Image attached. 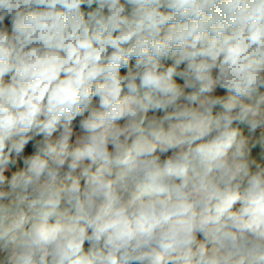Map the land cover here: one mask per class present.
<instances>
[{
    "label": "clouds",
    "instance_id": "1",
    "mask_svg": "<svg viewBox=\"0 0 264 264\" xmlns=\"http://www.w3.org/2000/svg\"><path fill=\"white\" fill-rule=\"evenodd\" d=\"M0 264H264V0H0Z\"/></svg>",
    "mask_w": 264,
    "mask_h": 264
}]
</instances>
